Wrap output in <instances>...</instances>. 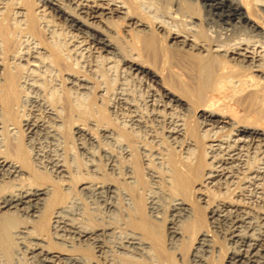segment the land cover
Masks as SVG:
<instances>
[{
    "label": "bare ground",
    "instance_id": "obj_1",
    "mask_svg": "<svg viewBox=\"0 0 264 264\" xmlns=\"http://www.w3.org/2000/svg\"><path fill=\"white\" fill-rule=\"evenodd\" d=\"M141 1L0 0V232L4 238L0 264L5 263L6 256L11 257L13 243L25 245L24 240L28 238L25 252L38 264H90L86 256L74 250L83 246L97 253L99 261L95 264H136L123 263L121 258H152L157 249L153 239L159 236L155 224L145 219L139 204L134 205L125 190L111 181L100 180L104 175L94 154L96 149L102 151L111 173L139 186L142 179L139 168L131 162L132 144L123 139L126 138L123 135L136 133V129L149 131L151 141L157 145L156 148L140 144L138 149L145 164L144 175L151 184L149 190L146 188V195L154 222L167 219L158 195L171 200L170 219H167L170 249L178 251L184 239L182 227L194 219V209L182 196L189 190L191 179L198 180L195 190L199 201L205 205L209 197L204 189L215 184L226 189L239 185L236 195L240 199L246 197L250 189L254 190L259 208L264 205V112L261 111L259 121L244 122L220 109H203L198 114L199 125H188L177 113L178 108L198 102V94L209 105L248 103L264 107V44L243 40L228 44L210 36L201 26L205 24L204 18L201 20L194 13H188L186 0H143L155 5L150 11L153 14L148 13L150 6H146L148 11L140 8ZM239 2L250 18L261 16L264 0ZM166 8L174 9L179 23L174 20L176 24H168L159 19L168 16ZM212 14L223 17L221 11ZM187 18L199 19L197 28L188 26ZM72 56L101 58L104 60L101 67L110 73H114V69L118 73V61L123 64V81L115 88V93L111 91L115 94V106L125 113L126 124L123 125L128 127L127 133L102 125L101 135H97L93 128L78 122L73 133L77 137L79 156L87 159L88 177L82 178L78 192H95L112 200L119 195L128 196L133 209L128 220L132 221L134 229L125 233L111 220L90 227L74 218L78 201L76 196L69 199L68 194L72 192L77 170L72 169L65 158L62 130L74 112H78L75 106L78 102L73 105L72 100H68L70 114L66 117L67 107L53 103L56 100L52 102L46 94L47 82L61 85V77L70 94L84 97L92 93L94 78L66 64L65 60ZM200 64L208 67L197 69L196 65ZM95 66L93 76L104 75L106 71L100 75V70L96 72L98 65ZM163 68L169 70L170 80L181 85L168 83ZM128 78L138 80L140 90L138 87L131 90ZM105 84L99 85L100 95L107 92ZM23 89L28 91L23 93ZM27 108L32 112L26 116L23 112ZM93 126L97 125L93 123ZM158 126L168 128L166 138L182 150L180 160L168 162L169 158L165 159L163 138L155 129ZM226 129L231 130L225 134ZM22 132L26 135L25 142L21 140ZM112 146L119 149L121 160L126 162H122L123 169L119 155L110 150ZM200 148L202 155H198ZM76 156L72 155L73 163ZM154 164H161L166 171H160ZM51 179L54 181L48 182ZM236 200H220L210 209L213 222L229 223V241L238 243L240 248L233 250L227 264L243 263L250 253L264 249L261 224L264 210L249 209L244 202L245 205ZM116 205L109 201L108 210L114 213ZM47 220L55 244L69 249L52 248L47 236L36 232L44 229ZM198 223L196 220L191 227L195 228ZM212 251L210 233L200 230L191 263L208 264ZM258 264L262 262L258 260Z\"/></svg>",
    "mask_w": 264,
    "mask_h": 264
},
{
    "label": "rangeland",
    "instance_id": "obj_2",
    "mask_svg": "<svg viewBox=\"0 0 264 264\" xmlns=\"http://www.w3.org/2000/svg\"><path fill=\"white\" fill-rule=\"evenodd\" d=\"M188 3H186V7L188 10V13H194L199 19L202 20L204 18L205 24H201L204 28L207 29V32L210 36L216 37L219 39V41H222L224 43L228 44H234L239 41H258L259 44H264V8H261V16L258 15L256 17H251L250 18L246 8H244L239 0H186ZM142 0L140 3V8L144 11H148L146 6H150V11L155 8V5L152 6L150 4L144 3ZM143 6V7H142ZM157 6V5H156ZM158 7V6H157ZM156 7V8H157ZM173 7V6H172ZM146 8V9H145ZM168 8H171L168 6ZM166 8L167 15L168 16H155V15H150L153 17H159L160 20L166 21L168 24H176L177 22L179 23V20L175 19L177 17V13H173L174 9H169ZM171 11V12H170ZM221 11L223 13V17L219 18L215 14H212V12H217ZM235 11V12H234ZM152 13V12H151ZM150 13V14H151ZM153 14V13H152ZM231 14V15H230ZM229 15V16H228ZM197 18H187V21L185 23H188V26H193V28H197V24L199 25L200 21ZM176 20V21H174ZM223 20H225V23H222ZM222 21V22H221ZM176 22V23H175ZM225 28H224V27ZM230 28V29H229ZM199 29V26H198ZM7 63L10 62L8 58H5ZM66 59V57H65ZM98 59V60H97ZM76 60H78L76 62ZM103 59L97 58L94 56L87 57V58H80V57H75L72 56L71 59L65 60L66 64L73 69L76 72H79L81 74L87 75L90 78H94L92 81H94V89L92 93H90L88 96L80 97L77 96L76 93L70 94L68 92L67 85L62 77L60 80L62 81L61 85L57 84L55 85V82H50L49 84L47 82V90L46 93L47 97L52 101L53 103L61 104L64 107H67L65 110V116L67 117L70 112L68 109V100L71 99V103L78 107V112H74V116L71 119H68L66 122V127L63 128V136H64V141L62 142V148L66 152V156L64 153V156L67 160L68 163H71L70 167L72 169H75L77 171H74V181L72 182V192L68 194L69 199L73 196L77 197V203L76 208H75V215L74 218L78 222H82L87 226L93 227L97 226L100 223H113L116 226L119 227V230L121 233H125L126 231L133 230L132 228V221L129 222V213L133 212V209L131 208L130 201L128 200V196L123 197V195L117 196L116 199H111V198H104L100 194L97 195L95 192H86V193H79L78 189L83 182L82 178L88 177V174H86L85 170L87 168L86 162L87 159L85 157L79 156L80 155V149L77 141V137L74 135L73 131L75 128V123H83L84 125L89 126L90 128H93L92 131L97 134L101 135L100 127L102 125H110L113 128H115L118 132L122 133L125 130L128 131V127H126V122H124V117L123 114L124 111H121L119 106L117 105V102L114 100L115 94L113 95V92L115 93L116 89L118 88L119 83H121L123 72H122V62L118 61L117 63V68H118V73L117 71L114 73L109 72L107 69L104 67H101V63H103ZM100 63V64H99ZM86 64V65H85ZM76 65V66H75ZM95 65H98V70L96 72L98 74H103L105 71L108 73H104V75L101 76H93V73L95 74ZM92 67V69L90 67ZM95 66V67H94ZM85 67V68H83ZM208 66H204L203 64L196 65L197 69H203L207 68ZM91 69V70H89ZM164 69V68H163ZM93 70V71H92ZM22 71V69H20ZM199 71V70H198ZM93 72V73H91ZM169 70L166 68L164 69V74L166 76V79L168 80V83H172L173 85L175 84L176 86L181 85L179 82H174L170 80V75L168 74ZM117 73L116 75H114ZM92 74V76H91ZM120 75V76H118ZM104 79L100 81V79ZM184 80H186L185 76H182ZM111 78V79H110ZM118 78V80H117ZM96 79V80H95ZM98 80V81H97ZM118 81V82H116ZM120 81V82H119ZM181 81H183L181 79ZM59 83V82H57ZM105 84L106 87L108 88L104 93V95H100L99 92V85L100 84ZM117 83V86H116ZM109 84V85H108ZM63 85V86H62ZM127 85L131 90H135L137 87L140 90V86L138 83V80H135L133 78H128ZM62 86V87H61ZM116 86V87H115ZM55 87V88H54ZM134 87H136L134 89ZM116 88V89H115ZM56 89V91H55ZM58 89V90H57ZM55 91L54 93L49 92V91ZM97 90V91H96ZM113 92H112V91ZM26 91V89H23V93ZM28 91V90H27ZM26 91V92H27ZM57 92V93H56ZM111 92V93H110ZM51 93V94H49ZM75 94V95H74ZM76 96V99H75ZM90 96V97H89ZM103 96V97H102ZM114 96V97H113ZM113 97V98H112ZM53 98V99H52ZM73 98V99H72ZM79 98V99H78ZM198 102H190L186 107H181L177 109L178 115H181L184 117L187 121V124H196L199 125L200 118H198L199 112L203 111V109H220L222 111L228 112L232 116H234L238 121H259L262 117V113L264 112V107L262 106H254L251 104H229V105H209L206 104L202 96L200 94L197 95ZM65 99V100H64ZM67 99V100H66ZM75 99V100H74ZM85 100V101H84ZM88 100V101H87ZM76 101V103H75ZM81 101V102H80ZM84 101V102H83ZM114 101V102H112ZM116 102V104H115ZM114 103V104H113ZM80 104V105H79ZM112 104V105H111ZM82 105V108H81ZM80 106V107H79ZM84 106V107H83ZM113 106V107H112ZM115 107V108H114ZM81 108V110H80ZM85 108V109H84ZM114 108V109H113ZM76 109V108H75ZM120 109V110H119ZM30 108H27L24 110L23 115L31 113ZM29 111V112H28ZM82 113H81V112ZM113 111V112H112ZM115 111H117L115 113ZM121 111V112H120ZM263 111V112H261ZM119 112V113H118ZM123 112V113H122ZM85 113V114H84ZM88 113V114H87ZM80 114V115H79ZM83 114V115H82ZM117 114V115H116ZM122 114V115H121ZM79 115V116H77ZM27 116V115H26ZM79 118V119H77ZM93 123L97 126H93ZM98 123V124H97ZM91 125V126H90ZM159 127V128H158ZM157 131L159 132V136L163 138V146H164V157L165 159H168L167 161L169 162L170 159H175L180 160L182 157V150H180L179 146H175L172 144V142L166 138V130L168 129L166 126H158ZM119 128V129H118ZM125 128V129H124ZM22 130V126L20 127ZM142 130V131H141ZM136 129V133L133 132L130 134H127L126 136L123 135L124 137L128 138L131 137L129 140L126 138L124 139V142L127 144H132L130 147L132 151L134 152V157H132V163L136 164L139 168V178L142 179L141 184L139 183V186H135L132 184L127 183L122 177L116 175L114 173H111L110 167L108 166V161L107 159L103 156L102 151L96 150L94 151L95 154V162L99 169L101 170L102 174L104 176H101L102 181L106 182H113L118 188L125 190L126 193L132 197V201L135 205L137 202L140 207V212L143 214L146 220L151 222L152 224H155V229L158 230L157 234H159L158 237L153 239L154 244L156 245L157 249L155 251V254H153L152 258L150 257H138L137 259H128V258H121L123 263H129V262H136V264H192L191 263V258H192V252H194V248L197 244L198 237L200 235V230H206L210 233L211 239H212V253L210 254L207 263L208 264H227L229 257L232 255L233 250H240L238 243H232L229 241V233H230V227L229 223L225 221H220V222H213V219L210 218V209L213 206H216L220 200H236V201H241L243 205L246 204V206L250 209H259V210H264V205L259 208L258 203L256 202V198H254V190H251L247 193V196L244 198H238L236 195V192L238 191L239 185H232L225 188H223L219 184H215L212 187L207 186L204 189V193L208 195V204L205 205L201 203L198 199L199 193L196 191V183L198 180L196 179H191L189 180L190 188L188 191L182 193L187 200V202L192 206L194 209V219L192 221H188L184 224L182 227L183 232H184V239L180 242V247L178 251H174L173 249L169 248V235L167 231L168 227V220L170 219V214H171V200L162 196H159V203L162 205L164 213H165V219L163 222H154L149 214L148 207H147V195L146 193L151 187L150 181L148 180V177L144 175V168L145 164L142 159V155L139 152L138 146L140 144H148L149 147H156L157 145L154 144L151 140L150 133L149 131H144L145 129ZM231 130V129H230ZM229 129H226L224 131L225 134L230 132ZM125 131V133H127ZM140 131V132H139ZM149 135H148V134ZM131 135V136H129ZM25 133L22 132L21 134V140L25 142L26 137ZM128 136V137H127ZM166 140H165V139ZM202 142V141H201ZM205 144V140L203 141ZM150 144V145H149ZM154 144V145H153ZM110 150L115 154L119 155V163H122L123 161L121 160V156L119 153V149L117 147L112 146ZM169 148V149H168ZM166 150V151H165ZM178 152H177V151ZM168 151V152H167ZM77 154L76 156V162H72V155ZM203 151L202 148L198 151V155H202ZM98 155V156H97ZM174 155V156H173ZM197 155V156H198ZM168 157V158H167ZM206 161L209 162V160ZM130 162V161H129ZM130 162V163H131ZM85 163V164H84ZM126 163V162H123ZM122 163V164H123ZM128 163V162H127ZM120 165V168L123 169V165ZM129 164V163H128ZM86 165V166H85ZM157 169H162V172L166 171L164 166L161 164H154ZM109 167V168H108ZM109 169V170H108ZM161 171V170H160ZM77 172V173H76ZM86 174V175H85ZM195 176V175H193ZM91 180V179H90ZM54 181L51 179L52 182ZM46 182V181H44ZM148 185V187H147ZM219 185V186H218ZM143 187V189H142ZM148 190H147V189ZM222 188V189H221ZM232 188V189H231ZM146 189V190H145ZM208 189V190H207ZM220 189V190H219ZM230 189V190H229ZM207 191V192H206ZM235 191V193H233ZM254 192V193H252ZM252 193V196H251ZM250 197V198H249ZM253 197V198H252ZM218 199V200H217ZM245 199V200H244ZM116 202L117 209L114 210L115 212L113 213L112 211L108 210V202ZM118 202V203H117ZM245 204H244V203ZM254 204V205H253ZM137 205V204H136ZM205 205V206H204ZM204 206V207H203ZM250 206V207H249ZM253 207V208H252ZM262 208V209H261ZM132 211V212H131ZM71 217H73L71 215ZM49 218V217H48ZM103 219V221H102ZM111 220V221H110ZM128 220V221H127ZM199 220V223L197 226L191 227V225L196 221ZM100 221V222H99ZM110 221V222H109ZM153 221V222H152ZM50 222L45 224L43 227L44 229H38L36 232L38 234L44 235L46 237V240L50 244V246L54 249L57 250H66L69 249L67 247H62L60 245H56L55 239L52 237V229L51 225H49ZM262 224V228L264 230V223ZM50 228H49V227ZM226 226V228H225ZM46 229V231H45ZM48 231V232H47ZM229 231V232H228ZM226 233V234H225ZM46 235V236H45ZM4 238H2L1 232H0V246H3ZM29 241L30 239L28 238L27 240H24L25 245H22L21 243H13L12 249H11V257L6 256L5 257V263L4 264H38V262L32 258H29L28 252H25V249H27V246H29ZM3 242V243H2ZM14 242V241H13ZM28 243V244H27ZM17 244V245H16ZM18 247V248H17ZM238 247V248H237ZM71 249V248H70ZM75 251L81 253L83 256H86V258L89 260L90 264H95V262L99 261V258L97 256V253L93 251L92 249H89L86 246L83 247H77L74 249ZM22 252V254H17L18 252ZM178 252V253H177ZM255 255V256H254ZM14 256V257H13ZM116 258L119 257L118 255H115ZM21 259H20V258ZM182 257V258H180ZM249 259H244L243 263L237 262V264H258V260L264 264V249L260 250L259 252L253 251L248 255ZM136 260V261H135ZM64 264V263H63ZM121 264V263H119Z\"/></svg>",
    "mask_w": 264,
    "mask_h": 264
}]
</instances>
